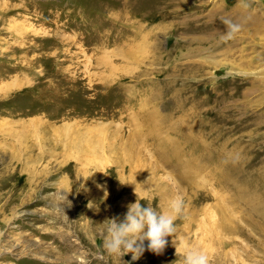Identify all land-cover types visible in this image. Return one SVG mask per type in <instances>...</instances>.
Here are the masks:
<instances>
[{"label":"rangeland","instance_id":"374dc122","mask_svg":"<svg viewBox=\"0 0 264 264\" xmlns=\"http://www.w3.org/2000/svg\"><path fill=\"white\" fill-rule=\"evenodd\" d=\"M176 196L162 254L105 252L106 219ZM186 249L264 264V0H0V264Z\"/></svg>","mask_w":264,"mask_h":264},{"label":"clouds","instance_id":"9594fccd","mask_svg":"<svg viewBox=\"0 0 264 264\" xmlns=\"http://www.w3.org/2000/svg\"><path fill=\"white\" fill-rule=\"evenodd\" d=\"M221 22L225 25L224 33L220 37L223 41L234 39L241 31V25L230 19H222ZM183 210L184 201L179 196L172 198L168 209L162 212L152 206H145L137 197L135 203L127 205V212L122 220L113 217L102 223L108 225L106 231L101 233L105 252L120 258L131 253L132 261L139 260L145 251L162 254L168 244V237L175 235V221L182 215ZM173 245L175 246L174 240ZM183 264H209V259L198 249H186Z\"/></svg>","mask_w":264,"mask_h":264}]
</instances>
